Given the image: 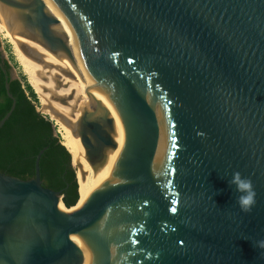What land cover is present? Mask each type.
Returning <instances> with one entry per match:
<instances>
[{"label": "water", "instance_id": "95a60500", "mask_svg": "<svg viewBox=\"0 0 264 264\" xmlns=\"http://www.w3.org/2000/svg\"><path fill=\"white\" fill-rule=\"evenodd\" d=\"M0 2L16 8L28 35L38 30L64 51L37 0ZM53 2L94 85L121 115L127 143L111 181L70 213L59 210L62 192L44 185L43 151L31 179L0 172V264L68 262L70 235L97 242L87 229L101 218L102 264H264L255 246L264 239V0ZM6 87L13 105L0 128L16 107ZM112 123L105 110L84 111L75 127L94 167L115 144ZM235 171L258 193L250 213L229 184ZM27 208L32 242L8 249Z\"/></svg>", "mask_w": 264, "mask_h": 264}, {"label": "bare ground", "instance_id": "6f19581e", "mask_svg": "<svg viewBox=\"0 0 264 264\" xmlns=\"http://www.w3.org/2000/svg\"><path fill=\"white\" fill-rule=\"evenodd\" d=\"M46 13L53 17L50 27L55 36L64 40V51L53 50L39 34L28 35L16 20L15 7L0 2V34L12 45L16 59L20 63L28 81L33 86L40 100L39 111L48 115L62 130V141L69 149L73 158V165L77 168L80 200L67 208L61 200L59 210L70 213L81 208L91 194L113 178L111 171L121 155L126 143L127 134L125 124L119 112L110 103L105 93L93 83V75L85 67L78 47V37L73 31L66 14L60 10L53 0H37ZM27 10L35 11L32 2H27ZM18 23V24H17ZM29 29H27V32ZM32 31L30 30V33ZM48 43V45H47ZM105 110L112 118L110 128L115 144L108 146L103 152L100 165L92 166L86 158L81 139L75 134V127L84 111L100 112ZM27 208L24 217L14 225L18 236L10 238L8 249L14 248L17 241L24 247L32 242V221L28 218ZM95 235L92 242L82 233H72L70 240L73 253L70 263L63 264H102L104 253L103 219L87 229Z\"/></svg>", "mask_w": 264, "mask_h": 264}, {"label": "trees", "instance_id": "16d2710c", "mask_svg": "<svg viewBox=\"0 0 264 264\" xmlns=\"http://www.w3.org/2000/svg\"><path fill=\"white\" fill-rule=\"evenodd\" d=\"M1 36L0 121L13 105L7 83L16 99V107L0 128V172L31 179L36 176L38 155L43 151L39 166L44 185L61 191L64 203L68 207L74 206L80 200V191L72 154L62 144L55 121L38 110L39 98L28 79L14 76L11 63L14 55L6 56ZM10 45H7L9 51Z\"/></svg>", "mask_w": 264, "mask_h": 264}, {"label": "clouds", "instance_id": "9594fccd", "mask_svg": "<svg viewBox=\"0 0 264 264\" xmlns=\"http://www.w3.org/2000/svg\"><path fill=\"white\" fill-rule=\"evenodd\" d=\"M229 184L234 185L236 191L239 193L236 203L238 204L240 211L250 213L257 203L258 195L252 179L243 176L239 171H235L232 173ZM255 246L264 249V239L256 241ZM261 258H264V252L261 253Z\"/></svg>", "mask_w": 264, "mask_h": 264}, {"label": "rangeland", "instance_id": "374dc122", "mask_svg": "<svg viewBox=\"0 0 264 264\" xmlns=\"http://www.w3.org/2000/svg\"><path fill=\"white\" fill-rule=\"evenodd\" d=\"M2 37V36H1ZM2 41H3V49L5 51V54L8 58H10V55H14L13 53V50L11 48V45L9 44L8 40H6L4 37H2ZM7 45H10V51L9 49L7 48L8 46ZM11 63L12 65L16 68V72H17V76L20 77L21 79H28L26 74L24 73L20 63L18 62V60L16 59V56L14 55V59H11ZM41 103H40V100L38 101L37 103V106H38V109L40 107ZM43 113V112H42ZM46 115V114H45ZM53 120V119H52ZM55 123V127H56V130H57V133L62 135V130L59 126V124H57V122H54Z\"/></svg>", "mask_w": 264, "mask_h": 264}, {"label": "snow or ice", "instance_id": "6c2138e0", "mask_svg": "<svg viewBox=\"0 0 264 264\" xmlns=\"http://www.w3.org/2000/svg\"><path fill=\"white\" fill-rule=\"evenodd\" d=\"M172 211H173V212H175V211H176V209H175V208H173V209H172Z\"/></svg>", "mask_w": 264, "mask_h": 264}]
</instances>
